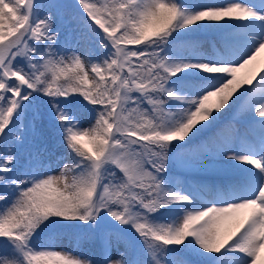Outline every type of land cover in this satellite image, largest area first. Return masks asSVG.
Here are the masks:
<instances>
[{
  "label": "snow or ice",
  "instance_id": "6c2138e0",
  "mask_svg": "<svg viewBox=\"0 0 264 264\" xmlns=\"http://www.w3.org/2000/svg\"><path fill=\"white\" fill-rule=\"evenodd\" d=\"M43 7L0 0V264H264V0H76L86 57ZM207 158L231 179L174 175ZM61 230L98 235V256L44 243Z\"/></svg>",
  "mask_w": 264,
  "mask_h": 264
},
{
  "label": "rangeland",
  "instance_id": "374dc122",
  "mask_svg": "<svg viewBox=\"0 0 264 264\" xmlns=\"http://www.w3.org/2000/svg\"><path fill=\"white\" fill-rule=\"evenodd\" d=\"M42 4L45 2L47 3H53L54 5L58 7H73V5L76 3V0H41ZM215 2H220V0H215ZM209 39L207 40L206 44L201 46V49L207 52L212 51V44L215 43L218 39L217 35L215 33H209L208 34ZM73 38H70L71 44L73 47L76 48L77 46V40H71ZM133 47V46H129ZM247 113L246 111L241 107L235 110V113L231 116L230 120L228 121L230 124V127L232 129L233 135L237 136L239 138H244L247 136H250L251 130L247 124ZM85 127L88 126L87 121L85 122ZM60 138L57 140L55 145L49 149H46L42 153V159L45 163H51L53 174H57L56 169V159L60 155H62L65 151L64 147L59 144ZM204 165L208 166L207 171H201L199 167L196 169H177L179 170V174L176 176L180 181L182 182H215L221 179H231V177H225L223 173H220L216 170H214V166L219 164L218 160H213L212 158H207L203 161ZM246 167H251L246 165ZM210 196H205L204 199H210ZM105 233L107 234V226L103 229ZM96 236L98 238V235H94L92 233L83 232L82 237H77L76 239H70L64 236H58L53 240H48L47 238H44V243L51 244L54 246L57 250H63L65 252L74 254L78 258H86V257H93L92 251L90 248V241L91 239ZM109 239L113 240L115 242V237L109 236ZM99 239V238H98ZM120 247L123 249L125 247L129 248V252L133 257L136 256L137 251L140 250L139 246V240L132 242H126L125 240L121 239L120 241Z\"/></svg>",
  "mask_w": 264,
  "mask_h": 264
},
{
  "label": "trees",
  "instance_id": "16d2710c",
  "mask_svg": "<svg viewBox=\"0 0 264 264\" xmlns=\"http://www.w3.org/2000/svg\"><path fill=\"white\" fill-rule=\"evenodd\" d=\"M44 7L42 8V15H50L53 19L54 27L60 30L61 39H64L65 36L71 39L72 41L75 39L78 41L80 36V30L77 25V21L75 19L76 9L74 7H58L53 3L45 2ZM209 33H200L195 36L193 39L199 42L200 46L206 44ZM91 49V45L86 40H79L77 42L76 50L80 52L85 57L87 56L88 51ZM238 94V92L236 93ZM36 137L35 143L39 145L40 148L49 149L55 145L57 140L60 138L54 130L47 126L46 121H37L36 122ZM33 150L31 138L29 141H26L25 144L21 145L19 148V153L21 154V159L26 160L29 152ZM179 174V170H175L174 175L177 176ZM63 232L62 235L70 239H76L77 237H82L83 232L77 233L71 230H61ZM47 238V235L45 236ZM48 239V238H47ZM100 248V240L94 236L90 241V250L92 251L93 258L98 256V251Z\"/></svg>",
  "mask_w": 264,
  "mask_h": 264
}]
</instances>
